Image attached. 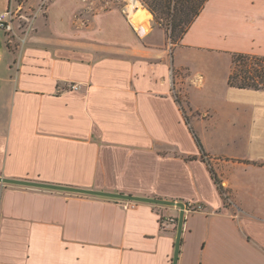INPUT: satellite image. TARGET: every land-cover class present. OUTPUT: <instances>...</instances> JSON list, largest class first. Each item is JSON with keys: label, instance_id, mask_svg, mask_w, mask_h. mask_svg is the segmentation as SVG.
<instances>
[{"label": "crops", "instance_id": "crops-1", "mask_svg": "<svg viewBox=\"0 0 264 264\" xmlns=\"http://www.w3.org/2000/svg\"><path fill=\"white\" fill-rule=\"evenodd\" d=\"M91 2L0 30V177L201 205L178 264H264V90L228 84L264 57V0H209L177 44ZM130 203L0 183V264H173L180 208Z\"/></svg>", "mask_w": 264, "mask_h": 264}, {"label": "trees", "instance_id": "trees-1", "mask_svg": "<svg viewBox=\"0 0 264 264\" xmlns=\"http://www.w3.org/2000/svg\"><path fill=\"white\" fill-rule=\"evenodd\" d=\"M154 18V24L164 28L173 44H177L200 16L209 0H141ZM228 84L240 89L264 90V57L233 54ZM198 141V140H197ZM199 146H201L198 141ZM205 157V153H203ZM213 174H215L213 172ZM221 193L226 190L215 176ZM227 198V197H226ZM178 222V220L176 219ZM164 224V219H162ZM177 222L175 223L178 226ZM178 229V228H177Z\"/></svg>", "mask_w": 264, "mask_h": 264}, {"label": "water", "instance_id": "water-1", "mask_svg": "<svg viewBox=\"0 0 264 264\" xmlns=\"http://www.w3.org/2000/svg\"><path fill=\"white\" fill-rule=\"evenodd\" d=\"M0 183L5 184V185H14V186H22V187H29V188H35V189H44V190H52V191H59V192L112 198V199H117V200L135 202V203L141 202V203H150V204L159 205V206L178 207L180 208V216L178 219L177 238H176L175 254H174V259H173V264H178L182 233H183V226H184V220H185V214H186V205L183 202L163 200V199H157V198L139 197V196L128 195V194H120V193L102 192V191H96V190L81 189V188H76V187H71V186H63V185L49 184V183H44V182L4 178V177H0Z\"/></svg>", "mask_w": 264, "mask_h": 264}, {"label": "built area", "instance_id": "built-area-1", "mask_svg": "<svg viewBox=\"0 0 264 264\" xmlns=\"http://www.w3.org/2000/svg\"><path fill=\"white\" fill-rule=\"evenodd\" d=\"M50 0H41V4L38 7L37 12L32 16H27L24 14H20L19 9H14L13 5L4 12L0 13V30L11 35L15 34L17 29L21 30L23 42H25L31 32L34 30V24L37 17L40 14H43L47 9ZM143 6L141 0H125L124 10L130 16L133 12H136ZM80 85L72 84L69 86V90H78L80 89ZM132 207L135 206V203H130ZM186 205V213L187 212H196V211H204V207L201 205H195L193 203H187ZM171 223H176L175 219H170Z\"/></svg>", "mask_w": 264, "mask_h": 264}, {"label": "rangeland", "instance_id": "rangeland-1", "mask_svg": "<svg viewBox=\"0 0 264 264\" xmlns=\"http://www.w3.org/2000/svg\"><path fill=\"white\" fill-rule=\"evenodd\" d=\"M124 3H125V0H92L90 5L93 11H102L105 9H110L115 6H122ZM40 4H41V0L39 1V3H37L35 0H15V3L13 4V8L15 10L21 8L20 14L32 16L37 12ZM82 19H84L85 22L87 21V17L82 18ZM155 26L158 27L157 24H155ZM18 31L21 33V40H23L21 30H18ZM197 68L200 69L201 66H197ZM225 69H226V66L219 63L216 66H214V69L210 70V75L212 73L215 79L220 81L223 79L225 75V72H226ZM180 98H182L183 103H184L183 107L186 109L187 106L184 101L185 98L183 96H181Z\"/></svg>", "mask_w": 264, "mask_h": 264}, {"label": "bare ground", "instance_id": "bare-ground-1", "mask_svg": "<svg viewBox=\"0 0 264 264\" xmlns=\"http://www.w3.org/2000/svg\"><path fill=\"white\" fill-rule=\"evenodd\" d=\"M138 13H139V14H143L144 16H146V14H147V13H146L144 10H142L141 8L138 10Z\"/></svg>", "mask_w": 264, "mask_h": 264}]
</instances>
